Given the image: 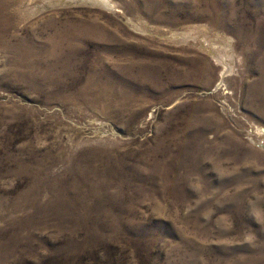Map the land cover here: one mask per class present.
Instances as JSON below:
<instances>
[{"label":"rangeland","instance_id":"1","mask_svg":"<svg viewBox=\"0 0 264 264\" xmlns=\"http://www.w3.org/2000/svg\"><path fill=\"white\" fill-rule=\"evenodd\" d=\"M107 1L0 0V264H264V0Z\"/></svg>","mask_w":264,"mask_h":264},{"label":"bare ground","instance_id":"2","mask_svg":"<svg viewBox=\"0 0 264 264\" xmlns=\"http://www.w3.org/2000/svg\"><path fill=\"white\" fill-rule=\"evenodd\" d=\"M96 1H101V2H104V3H106V4H108V1L107 0H96ZM224 63V62H223ZM224 65V64H223ZM225 71V70H224ZM229 72L230 71V68L226 65V72ZM225 75H226V73H225ZM225 77V76H224Z\"/></svg>","mask_w":264,"mask_h":264}]
</instances>
